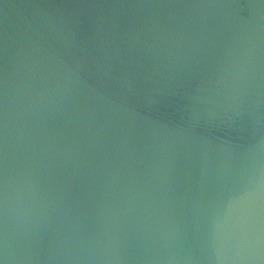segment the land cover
<instances>
[{"label": "water", "instance_id": "1", "mask_svg": "<svg viewBox=\"0 0 264 264\" xmlns=\"http://www.w3.org/2000/svg\"><path fill=\"white\" fill-rule=\"evenodd\" d=\"M0 264H264V0H0Z\"/></svg>", "mask_w": 264, "mask_h": 264}]
</instances>
